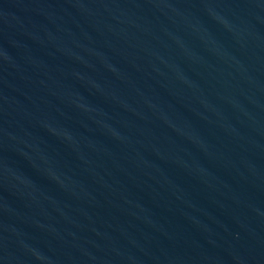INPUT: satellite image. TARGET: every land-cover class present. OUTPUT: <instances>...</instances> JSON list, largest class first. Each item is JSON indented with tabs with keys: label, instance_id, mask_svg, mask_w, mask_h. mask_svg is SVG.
<instances>
[{
	"label": "water",
	"instance_id": "water-1",
	"mask_svg": "<svg viewBox=\"0 0 264 264\" xmlns=\"http://www.w3.org/2000/svg\"><path fill=\"white\" fill-rule=\"evenodd\" d=\"M0 264H264V0H0Z\"/></svg>",
	"mask_w": 264,
	"mask_h": 264
}]
</instances>
